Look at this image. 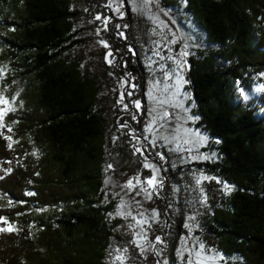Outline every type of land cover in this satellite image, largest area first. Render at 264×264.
Returning a JSON list of instances; mask_svg holds the SVG:
<instances>
[{
  "label": "trees",
  "instance_id": "1",
  "mask_svg": "<svg viewBox=\"0 0 264 264\" xmlns=\"http://www.w3.org/2000/svg\"><path fill=\"white\" fill-rule=\"evenodd\" d=\"M186 9L219 46L189 57L187 71L198 125L218 140L212 167L233 186L209 237L230 257L224 264H264V119L233 90L245 73L264 72V0H186ZM74 15L69 0H0V68L14 72L4 82H23L11 130L0 126V218L17 225L0 232V264H106L121 240V221L107 217L113 204L99 200L108 144L99 87L61 56ZM113 157L119 178L140 169L133 152Z\"/></svg>",
  "mask_w": 264,
  "mask_h": 264
},
{
  "label": "rangeland",
  "instance_id": "2",
  "mask_svg": "<svg viewBox=\"0 0 264 264\" xmlns=\"http://www.w3.org/2000/svg\"><path fill=\"white\" fill-rule=\"evenodd\" d=\"M69 2L75 12L73 29L61 56L76 62L99 87L95 109L105 120L108 139L99 200L113 204L109 220L121 221V240L108 253L106 264L231 260L212 244L207 225L214 210L228 203L233 186L212 167L222 157L218 140L198 125L187 82L188 58L215 52L219 46L207 40L187 11L186 0ZM7 29L0 23V36ZM3 48L0 41V51ZM128 60L138 67L128 70ZM13 73L8 64L0 68V96L15 108L0 121L6 132L13 124L7 116L21 108L19 95L14 102L12 97L20 93L23 82H4ZM233 90L237 103L264 119V72L245 73ZM9 137L13 147L17 140ZM119 150L135 153L140 165L125 178L116 174L113 154ZM152 177L150 185L147 180ZM129 180L131 188L125 187Z\"/></svg>",
  "mask_w": 264,
  "mask_h": 264
},
{
  "label": "snow or ice",
  "instance_id": "3",
  "mask_svg": "<svg viewBox=\"0 0 264 264\" xmlns=\"http://www.w3.org/2000/svg\"><path fill=\"white\" fill-rule=\"evenodd\" d=\"M97 19H100V17H97ZM18 95H19V94L17 93L16 96H13V97H12V101H13V102L15 101V99H16V97H17ZM10 104H11V102H10L9 100H7L6 98H4L3 96H0V121H3L4 116H5L9 111H15V108L11 107ZM21 104H22V102H21ZM136 107H137V108L140 107L139 102L136 103ZM0 126H3V125L0 124ZM10 130H11V129H9V131H10ZM7 139L11 140V137H7ZM9 147H11V144H9ZM136 151L139 152L140 149H136ZM147 166H148V165H146V167H147ZM109 167H111V165H109ZM8 171H10V170H8ZM0 178H2V177H0ZM154 180H155V177H152V178H150V179L147 180V183L150 184V185H152L153 182H154ZM137 182H139V181H137ZM105 183L107 184L108 181H105ZM125 187H129V188L133 187V183H132V181L129 180V181L127 182V184L125 185ZM33 194H34V193H28V195H33ZM0 219H2V218H0ZM3 222H4L5 224H8V227H7V228H0V232H3V231H9V232H11V231H14V230H15V229L13 228V226H12L11 224H9L7 221H3ZM157 239H159V238H157ZM117 259H122V258H121V257H117Z\"/></svg>",
  "mask_w": 264,
  "mask_h": 264
}]
</instances>
